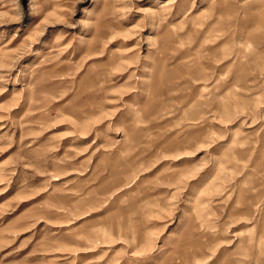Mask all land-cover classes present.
Instances as JSON below:
<instances>
[{
	"label": "rangeland",
	"instance_id": "obj_1",
	"mask_svg": "<svg viewBox=\"0 0 264 264\" xmlns=\"http://www.w3.org/2000/svg\"><path fill=\"white\" fill-rule=\"evenodd\" d=\"M0 264H264V0H0Z\"/></svg>",
	"mask_w": 264,
	"mask_h": 264
}]
</instances>
